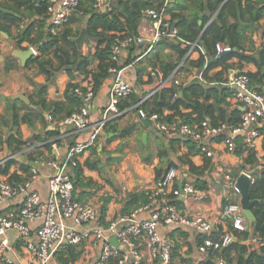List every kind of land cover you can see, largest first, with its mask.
Returning a JSON list of instances; mask_svg holds the SVG:
<instances>
[{
    "label": "trees",
    "instance_id": "obj_1",
    "mask_svg": "<svg viewBox=\"0 0 264 264\" xmlns=\"http://www.w3.org/2000/svg\"><path fill=\"white\" fill-rule=\"evenodd\" d=\"M95 1L80 0L68 22L57 33L52 34L46 25L47 0H0V32L14 39L22 50L35 48L36 54L26 62L25 67H34L44 79L42 83L31 80L33 93L27 95V104L18 98H5L4 113L7 114L8 120L3 118L1 125L7 131L3 132V128H0V144H5L9 153L19 152L25 147L32 148L25 155V159H11L0 165V175L6 176V181L12 185L29 178L31 162L45 164L49 159H55L50 139L60 136L62 132L59 133V128L56 131L49 130L46 116L59 120L78 111L83 99L74 93V89L79 87L84 91L83 84H89L96 93L104 81L112 75L113 68L134 63L137 80L140 81L145 75L146 82H151L153 78L148 69L156 74L157 79L158 75L165 79L177 69L173 74L175 78L176 74L183 70L189 71L195 68L201 71L203 60L206 59L202 76L208 87L198 80L190 83L172 82L168 87L157 90L143 101L141 108L146 112V118L155 114L163 122L181 121L191 126H198L202 121L207 120L213 127L236 123L239 120V110L235 109L234 115L228 110L232 90L220 84L223 81V73L232 66L237 71L244 72L243 65L252 64L256 70L244 73L248 76L250 85L264 94V25L260 23L264 18V0H109V9L104 10L94 7ZM35 3L39 5L36 6ZM164 4V13L169 17L170 25L177 30L176 37L160 39L156 43L158 49L146 54L137 62H135L136 57H133V52L138 48L135 44L126 47L128 55L124 63L112 60V45L116 39L124 35L137 34L139 22L143 17L142 11L148 8L159 11ZM228 16L234 19L233 23L227 24ZM199 19L202 21L201 24H198ZM205 24L207 25L204 28ZM13 28L16 31L14 35H12ZM256 34L260 36L257 45L253 40ZM23 43H26L27 47H23ZM192 43H196L203 50L196 60L186 56L189 44ZM217 43L231 50L215 56L214 47ZM146 49L143 48L141 55ZM165 49L168 50L167 54L162 52ZM233 59H236V63L231 62ZM217 68L220 70L212 72ZM60 73H65L70 80L64 92V100L47 101L48 87L54 83ZM75 74L81 77L80 81H77ZM136 102L133 91L120 98L117 103L118 110L123 111L120 116L132 110L130 107ZM120 116L111 119L103 129H109L124 138L131 134L135 125H129L118 132L115 121ZM36 124H41V131L34 132L29 139L23 141L19 131L21 125H26L35 131ZM260 131L264 138V128H260ZM222 138L215 136L212 140L220 142ZM167 139L171 144L183 143L192 153L199 152L195 143L188 137L177 136ZM234 140V154L241 156L243 151L241 138L235 137ZM55 142L58 145L60 139ZM141 150L142 161L150 162L154 157L153 153L143 146ZM164 155L165 152L156 153L159 159ZM255 161V153L249 151L242 165L234 169L233 179L239 176L244 165L253 166ZM183 164L188 166L189 174L195 177L193 186L198 190H206V180L202 175L208 168L207 164L198 167L189 159L184 160ZM12 166H15L16 170L10 172ZM170 166L177 168L174 162L168 163L166 167ZM166 167L164 169L155 167L156 181L160 179ZM84 168L98 172L100 170L96 162L89 160L80 164L78 159H75L74 164H69L68 172L73 184V197L80 202H83V197L86 195L90 196L91 193L87 190L100 188L98 183L84 176ZM251 176L248 195L249 199L254 201L250 207L253 224L250 230L237 232L228 222L227 231L235 240L225 246L219 254V258L227 264H264V243H257L256 249L244 244L247 239L264 237V168L253 170ZM183 183H186L185 179ZM149 194L144 191L128 193L120 214H129L137 207L147 204ZM167 199L168 203L174 206L178 203L173 196L171 198L169 195ZM107 202L108 199L105 197L100 207L102 223L105 222ZM221 235L214 236L211 233L210 236L217 239ZM171 245L172 261L174 246L172 243ZM81 253V245L65 243L55 253L54 258L57 264H75ZM104 264H116V260L110 258ZM197 264L208 263L201 261Z\"/></svg>",
    "mask_w": 264,
    "mask_h": 264
},
{
    "label": "built area",
    "instance_id": "obj_2",
    "mask_svg": "<svg viewBox=\"0 0 264 264\" xmlns=\"http://www.w3.org/2000/svg\"><path fill=\"white\" fill-rule=\"evenodd\" d=\"M109 0H96L93 5L96 8L109 9ZM80 0H47L46 25L50 33L55 34L67 22L73 10ZM166 4V3H165ZM164 6L158 11L152 8L142 11L154 23V32L147 50L152 49L162 38H174L177 30L170 25L169 19L164 13ZM38 6V3H35ZM144 37L136 35H124L116 39L112 45L111 58L117 61L122 52L129 45L144 44ZM196 48V44H189L187 55ZM32 49V48H31ZM33 50V49H32ZM215 56L229 52L231 49L222 44H215ZM35 53V51L33 50ZM186 55V56H187ZM206 67V59L203 60L198 78ZM222 81V85L231 89L230 99L241 108L239 120L236 123L221 124L213 127L207 120L198 126H191L181 121L163 122L153 114L146 118V112L141 104L151 97L157 90L168 87L170 83L179 81L173 77L175 69L168 77L162 79L160 75L150 74L157 79L153 87L137 102L130 107L135 110L140 120L146 119L153 123L156 131L167 138L185 136L191 139L199 153L209 158L213 156L212 150L207 147V142L215 136H222L220 143L227 153L235 152V137H240L246 151L256 153L258 148L256 141L263 138L260 128H264V94L258 92L250 85L248 76L244 72L230 68ZM122 67L111 69L113 80L108 89V102L101 116L96 121H91L86 107L94 97V92L89 84H84V91L77 87L74 93L81 96L83 103L79 110L59 120H53L47 115L46 120L59 129H67L66 133L50 139L53 152L57 148L56 140L78 135L85 131L89 136L85 141H78L71 145L61 159H49L45 165L52 169L47 177V195L42 197L37 191L32 190L31 184L38 176V167L31 165L29 178L24 182L10 184L6 176L0 178V203L8 202L17 196H23V201L16 207H10L0 212V262L10 264L5 259L4 252L8 247L5 234L8 230L16 231L20 237L27 240L25 248L31 253L33 264H49L62 244L68 243L79 246L85 241L91 245L100 247V253L94 264H104L110 258L116 260V264H171V242L159 235L157 228L160 225L193 227L203 234L198 244V251L208 253L209 250L220 252L230 244L234 237L230 232L223 233L217 239L212 238L211 223L203 215L188 217L180 213L177 208L168 203L167 197L172 195L177 198L184 195L186 198L202 200L203 192L196 189L190 183H183L182 190L175 186L177 169L173 166L166 167L157 186L149 194V201L131 211L129 214L118 215L114 219L102 223L100 210L92 203L80 202L73 197V184L69 175V164H74L84 151L95 144V141L103 127L113 118L120 116L117 103L120 98L132 93V86L122 78ZM31 147H25L19 152L8 153L0 158V165L11 159H25L31 151ZM36 163V162H33ZM257 169L264 168V156H258L255 161ZM252 182L250 172H242ZM226 186L221 193L225 202L221 207V215L229 222L233 230L237 232L247 231L249 221L244 215L239 202L230 199L231 194H239L235 181L229 174L225 175ZM227 197V198H226ZM148 212L145 219H138L140 212ZM87 227L86 231L79 233L76 227ZM31 233L35 234V241H30ZM114 237L122 246L112 245L110 238ZM254 243H264V237L252 238ZM215 264H227L219 259Z\"/></svg>",
    "mask_w": 264,
    "mask_h": 264
},
{
    "label": "crops",
    "instance_id": "obj_3",
    "mask_svg": "<svg viewBox=\"0 0 264 264\" xmlns=\"http://www.w3.org/2000/svg\"><path fill=\"white\" fill-rule=\"evenodd\" d=\"M167 18L169 17L167 16ZM201 22V19H199L198 24H201ZM233 22L234 19L231 16H228L227 24H231ZM260 23L264 25V18L260 21ZM207 24L204 25V28ZM153 32V21L148 16L143 15L139 22L137 34L144 37L145 42L142 45H138V48H136V50L133 52V57H136L135 62L140 60L146 54H151L158 49V45H154L152 49H146V52L141 55V51L143 50V48L148 47ZM253 40L255 42V45L259 44V34L254 35ZM162 52L167 54L168 50L165 49ZM202 53V48L196 44L195 50L192 51L190 55H187V53L186 55L191 59L196 60L199 54ZM127 55L128 52L124 50L118 58V62L124 63V61H126ZM231 62L236 63V59H233ZM11 64L12 63L10 62L8 66H11ZM230 68H228L225 73H223L222 80L226 76L227 71L231 70ZM122 69V78L125 82L129 83L132 86L133 93L136 95L137 100L145 95L153 87L157 80L152 77L153 80L151 82H146L147 77L145 75L142 76L140 81L137 80L136 66L134 65V63L127 64L123 66ZM218 70H220V68H217L212 72H216ZM255 70L256 68L252 64L243 65L242 67V71L244 72H254ZM235 71L237 70L235 69ZM148 72L151 73L152 71L148 69ZM199 73L200 70L195 68L192 70L189 69V71L183 70L177 73L175 78L178 81L184 83H190L194 80L200 81V79L198 78ZM201 78L203 81L200 82L204 86L208 87L202 75ZM31 80L36 83H42L44 79L42 77L41 80ZM31 80L29 81L31 82ZM80 80L81 78L77 79V81ZM112 80L113 75H111L104 81L98 91L94 94L93 99L90 100L87 104L86 107L88 108L91 121H96L97 119H99L102 111L107 105L108 89ZM69 81V77L65 73L58 74L54 83L49 86V88L51 89H48L47 91V101L64 100V92ZM26 86H28V89L30 90L33 89L31 85L27 84ZM16 94H21L24 98L27 99L28 94L26 95L24 90L20 92H12L11 96L9 97H13ZM4 95L6 96V94ZM229 102V112L234 115L235 109H238V116H240L241 108L237 105H234L230 98ZM3 118H6V120H8L7 114H5L4 112H0V128H3V126L1 125V120ZM8 123L9 122L7 121V124ZM115 123L117 124L118 132L132 124L135 125V128L131 132V134L124 138L120 137L116 132H111L109 129H102L95 141V144L84 151L78 158L80 164H84L86 160L94 161L97 163V166L100 169L99 173L98 171H91L84 168V176L98 183L100 188H98L97 190H87L90 191L91 194L89 197L88 195L83 197V202L92 203L96 205L100 210V207L104 202V198L107 197L108 202L106 205V215L104 220L106 222L114 219L115 217L120 215L123 201L128 193L133 191H144L149 194L155 189L159 181L155 180V167L164 169L168 163L174 162L177 166L176 169L178 174L175 181V186H177L178 188L181 184H183V179H185V182L193 185L195 177L189 174L188 166L186 164H183L184 160L189 159V161H191L198 167L202 166L203 164H207L208 168L202 175V178L206 180L207 187L204 191L200 190L203 192L202 200L186 198L182 194L176 198L178 200V203L175 207L180 213L188 217H192L194 215H203L210 221L212 227L211 233L214 236L228 232L227 229L229 227V224L221 215V207L223 201L225 200V197L224 195H222L221 191L227 184L225 175L229 174L230 177H232L234 169L242 165L243 159L247 156L248 151L245 150L244 146L241 156H237L235 154L227 153L220 142L211 139L207 142L206 145L210 150H212L213 156L207 158L199 152H190L189 148L181 142L173 144L168 143L167 137H165L161 133H158L154 129L152 121L146 120L143 122L138 118L135 110L133 109L130 111H126L125 114L116 119ZM48 124L49 130H57L58 127L50 122H48ZM35 129L36 130L34 131L26 125H21L19 131L21 130L20 134L22 140L25 141L29 139L34 132L37 133L38 131H41V124H36ZM66 130L67 129L64 128L59 129V133ZM6 131V128H3V132ZM88 136L89 132L85 131L76 135L75 137L63 138L62 140H60L56 150L54 151L55 157L57 159L63 158L67 152V149L71 146V143L74 144L78 141H85ZM263 142L264 138H259L256 141V144L258 146L255 153L256 160L258 156L263 155ZM141 146L151 151L154 155L152 160L148 163L142 161ZM159 151L165 152V155L162 156L161 159L156 156V153ZM8 153L9 152L5 144H0V158ZM255 166V162L253 166L244 165V168L243 170H241L240 174L242 172L252 173L253 170L257 169ZM37 167L39 174L31 184V188L32 190L37 191L42 197H45L47 195V177L49 176V174H51L52 169L43 163H39ZM15 170V166H12L10 168V172ZM18 173H20V171H18ZM2 177L3 176L0 175V178ZM170 197L172 198V195H170ZM239 198L240 197L236 194L230 195V199H233L235 201H239ZM22 201L23 196H17L8 202L0 203V212L10 207H16ZM148 216L149 213L147 211L140 212L137 215L138 219L142 220L147 218ZM250 227L251 224L249 222V230ZM86 228L87 227L80 226L76 227V230L77 232L82 233L86 231ZM157 231L161 237L168 239L174 246L173 259L171 261V264H197L201 261H211L213 263H216L220 259V252L209 250L208 253H201L198 251L197 247L199 242L203 238V234H201L193 227L160 225L157 228ZM5 237L8 240L9 244L4 252V257L5 259L11 261L10 264H33L31 253L25 248L27 242L26 239L20 237L19 234L14 230H8L5 234ZM30 241H35L34 233H31ZM244 244L251 247L252 249H256L258 247L257 244L252 241V239H247L246 241H244ZM117 245L122 248L119 243ZM81 247L82 253L77 258L75 264H94L100 253L99 245L93 246L89 241H85L83 244H81ZM0 264L6 263L0 262ZM49 264H57L54 257L49 262ZM142 264H147V262L143 261Z\"/></svg>",
    "mask_w": 264,
    "mask_h": 264
},
{
    "label": "rangeland",
    "instance_id": "obj_4",
    "mask_svg": "<svg viewBox=\"0 0 264 264\" xmlns=\"http://www.w3.org/2000/svg\"><path fill=\"white\" fill-rule=\"evenodd\" d=\"M25 22V21H24ZM16 33L15 28L12 29V35ZM15 40L11 37L0 35V112H5V98H9L12 92H20L24 90L27 94L33 93V89H28L31 85L29 80H41L42 75L38 74L34 67H25L20 65L19 60L12 55V51L16 49ZM18 47V46H17ZM23 47H27L23 43ZM30 48V47H29ZM34 51L35 48L31 47ZM36 54V51L34 55ZM11 66H8L9 63ZM10 67V68H9ZM32 86V85H31ZM33 88V86H32ZM48 89H51L48 87ZM48 91V90H47ZM6 94V96L4 95ZM21 133V130H20Z\"/></svg>",
    "mask_w": 264,
    "mask_h": 264
},
{
    "label": "water",
    "instance_id": "obj_5",
    "mask_svg": "<svg viewBox=\"0 0 264 264\" xmlns=\"http://www.w3.org/2000/svg\"><path fill=\"white\" fill-rule=\"evenodd\" d=\"M0 34L3 35L4 37H8V35L4 32H0ZM12 55L19 60L21 66H24L26 64V62L34 55V52L31 48H27L26 50H22L16 46V49H14L12 51ZM76 76L78 78H81L78 74H76ZM13 98H18L21 101L25 102L26 104L28 103V100L26 98H24L21 94H16L13 96ZM142 121L144 122V121H146V119H143ZM30 164L36 165V166L39 165V163H33V162H31ZM250 183H251L250 179L244 173L239 174V176L236 178V181H235L236 187L239 191V197H240L239 204L241 206V209H242L244 215L246 216V218L248 219V221L252 225L253 224V217L250 213V207L252 206L254 201L250 200L249 195H248V188L250 186ZM179 188H180V190H182V184L179 186ZM110 243L112 245L118 246L117 240L114 237L110 238ZM207 263L208 264H215L211 261H207Z\"/></svg>",
    "mask_w": 264,
    "mask_h": 264
}]
</instances>
